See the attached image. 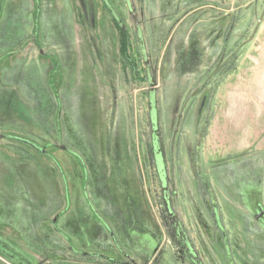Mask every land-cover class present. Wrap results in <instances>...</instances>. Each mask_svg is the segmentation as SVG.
I'll return each mask as SVG.
<instances>
[{
  "label": "rangeland",
  "instance_id": "rangeland-1",
  "mask_svg": "<svg viewBox=\"0 0 264 264\" xmlns=\"http://www.w3.org/2000/svg\"><path fill=\"white\" fill-rule=\"evenodd\" d=\"M210 1L0 0V264H264V145L209 135L264 0Z\"/></svg>",
  "mask_w": 264,
  "mask_h": 264
},
{
  "label": "crops",
  "instance_id": "crops-1",
  "mask_svg": "<svg viewBox=\"0 0 264 264\" xmlns=\"http://www.w3.org/2000/svg\"><path fill=\"white\" fill-rule=\"evenodd\" d=\"M246 1V0H245ZM244 0H214L210 1L207 5H203V8H212L213 10H221L220 6L239 5ZM255 4L263 2V0H251ZM255 18L257 19L256 28L251 36L252 44L258 41L261 33L264 31V10L259 13L256 11ZM1 18V16H0ZM210 18L204 20L208 21ZM236 22L238 27L239 22ZM203 23V21H202ZM232 29L236 31L237 28ZM252 57L243 61L238 70L227 78L228 84H223L224 90V102L225 108L221 111V116H216L211 126L209 135L212 136V143H215L213 150V157L223 155L226 151L229 153L246 154L253 149V143L251 140L252 133L257 138L261 145H264V43L259 45L256 49L252 50ZM251 65V66H250ZM233 77H236V81H230ZM228 87V91H226ZM226 91V92H225ZM223 117L224 121H227L228 125L232 128H240L245 126V133L248 135L243 141L238 144H230L225 142L221 132V122L219 121ZM251 126H248L249 120ZM247 124V125H245ZM216 140V142H213ZM214 145V144H213ZM223 149V151H222ZM222 151V152H221Z\"/></svg>",
  "mask_w": 264,
  "mask_h": 264
},
{
  "label": "flooded vegetation",
  "instance_id": "flooded-vegetation-1",
  "mask_svg": "<svg viewBox=\"0 0 264 264\" xmlns=\"http://www.w3.org/2000/svg\"><path fill=\"white\" fill-rule=\"evenodd\" d=\"M118 29L120 30V28L118 27ZM121 31V30H120ZM123 33V39L122 40H124L125 41V38H127L128 39V35H127V32H122ZM212 203H215V202H212ZM254 205H256V204H254ZM216 208V207H215ZM253 208L256 210L257 209V211H256V213H255V217H256V220L260 223H262L263 222V220H264V218L263 219H259V215H260V213H261V209L259 208V207H255V206H253ZM259 208V209H258ZM262 225H264V224H262Z\"/></svg>",
  "mask_w": 264,
  "mask_h": 264
},
{
  "label": "trees",
  "instance_id": "trees-1",
  "mask_svg": "<svg viewBox=\"0 0 264 264\" xmlns=\"http://www.w3.org/2000/svg\"><path fill=\"white\" fill-rule=\"evenodd\" d=\"M122 42H123V41H122ZM124 43H125V41H124ZM124 46H125V44H124ZM121 52H122V54H124V50H122Z\"/></svg>",
  "mask_w": 264,
  "mask_h": 264
}]
</instances>
